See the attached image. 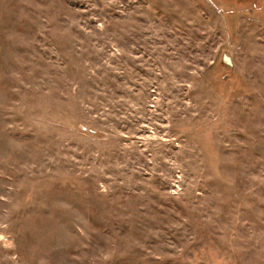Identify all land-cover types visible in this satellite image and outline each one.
Instances as JSON below:
<instances>
[{
    "label": "rangeland",
    "instance_id": "rangeland-1",
    "mask_svg": "<svg viewBox=\"0 0 264 264\" xmlns=\"http://www.w3.org/2000/svg\"><path fill=\"white\" fill-rule=\"evenodd\" d=\"M0 264H264V0H0Z\"/></svg>",
    "mask_w": 264,
    "mask_h": 264
}]
</instances>
